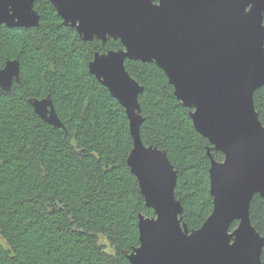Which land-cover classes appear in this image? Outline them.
Here are the masks:
<instances>
[{
	"label": "trees",
	"instance_id": "1",
	"mask_svg": "<svg viewBox=\"0 0 264 264\" xmlns=\"http://www.w3.org/2000/svg\"><path fill=\"white\" fill-rule=\"evenodd\" d=\"M34 7L38 26H0V68L8 59L20 64L19 81L0 88V264H131L125 252L139 245L138 214L154 213L126 162L133 141L125 109L88 70L94 52L122 44L80 39L49 0ZM125 67L143 86L141 140L166 150L182 222L196 229L213 207L211 145L161 68L130 59ZM47 95L65 129L41 119L28 101ZM253 100L264 126V85ZM249 216L264 237L263 197L252 198Z\"/></svg>",
	"mask_w": 264,
	"mask_h": 264
},
{
	"label": "water",
	"instance_id": "2",
	"mask_svg": "<svg viewBox=\"0 0 264 264\" xmlns=\"http://www.w3.org/2000/svg\"><path fill=\"white\" fill-rule=\"evenodd\" d=\"M62 24L85 41L113 38L122 47L96 51L88 70L125 109L133 145L126 162L152 216L138 214L131 264H262L264 237L252 225V198H264V126L254 92L264 85V0H49ZM35 0H0V26H38ZM154 62L207 138L213 207L196 229L182 222L177 172L164 149L145 145L138 96L125 60ZM20 79L18 59L0 68V88ZM54 127L65 126L50 95L28 99ZM211 149L224 158H213ZM237 226L231 229L233 222Z\"/></svg>",
	"mask_w": 264,
	"mask_h": 264
},
{
	"label": "rangeland",
	"instance_id": "3",
	"mask_svg": "<svg viewBox=\"0 0 264 264\" xmlns=\"http://www.w3.org/2000/svg\"><path fill=\"white\" fill-rule=\"evenodd\" d=\"M101 240H102L103 243L106 241V240H104L103 238H101ZM107 250H108V251H112L110 246H109V247L107 246Z\"/></svg>",
	"mask_w": 264,
	"mask_h": 264
}]
</instances>
